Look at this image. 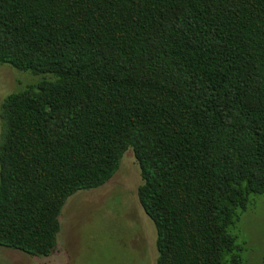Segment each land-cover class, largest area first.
Returning a JSON list of instances; mask_svg holds the SVG:
<instances>
[{"label":"trees","instance_id":"1","mask_svg":"<svg viewBox=\"0 0 264 264\" xmlns=\"http://www.w3.org/2000/svg\"><path fill=\"white\" fill-rule=\"evenodd\" d=\"M0 248L49 257L59 216L131 150L156 264H244L264 196V0H0ZM264 264V257L261 261Z\"/></svg>","mask_w":264,"mask_h":264},{"label":"rangeland","instance_id":"2","mask_svg":"<svg viewBox=\"0 0 264 264\" xmlns=\"http://www.w3.org/2000/svg\"><path fill=\"white\" fill-rule=\"evenodd\" d=\"M48 80L0 65V107L10 94ZM0 121V135H1ZM142 181L128 150L113 178L103 187L70 197L59 216L57 245L49 257H30L0 248V264H156V231L142 210L137 190ZM233 234L244 264L264 257V196H254Z\"/></svg>","mask_w":264,"mask_h":264}]
</instances>
